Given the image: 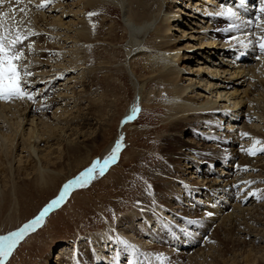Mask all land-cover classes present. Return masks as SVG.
Instances as JSON below:
<instances>
[{"label": "bare ground", "instance_id": "6f19581e", "mask_svg": "<svg viewBox=\"0 0 264 264\" xmlns=\"http://www.w3.org/2000/svg\"><path fill=\"white\" fill-rule=\"evenodd\" d=\"M235 1L53 0L47 8L36 7L41 0H31V3L22 0L19 4L16 0H5L0 4V12L22 21L23 32L31 29L39 33L25 41V58L21 61L27 63L28 70L33 73L28 90L39 93L36 103L26 99L0 101L2 197L10 193L17 200L19 182L27 183L29 178L41 185L55 182L59 166L71 158L90 156L98 133L113 119L109 112L115 102L107 100L108 94L113 92L110 88L99 92L94 78L100 69L108 73L110 63L105 61L95 66L88 61L90 45L99 38L100 30L95 18L87 13L97 11L107 3L118 5L123 13L124 28L129 34L127 57L123 63L136 89L135 100L127 115L134 104L139 106L143 102L148 83L154 82L158 90H152L146 96L169 92L166 94L165 120L169 123L170 133L163 154L165 162H160L153 171L158 183L164 181L162 187L154 182V189L160 190V197L166 200L159 203L154 200L156 191H143L134 209L124 215L125 221H120L126 230L109 225L77 251L76 246L69 250L63 246L55 248L46 264L58 260L59 264L63 261L71 264H128L129 261L133 264H168L166 258L170 256L172 263L169 264H178L182 259H187L185 264H207L209 256H215L214 261L220 256V262L228 264L229 259L220 253L225 250L206 245L207 239L190 255L187 250L173 251L176 247L186 248L195 241L192 233L196 224L190 223L191 220L187 219L183 224L187 225V237L173 238L176 232L169 239L163 235L159 237L162 231L172 228L165 218L171 214L177 216L175 205L179 209L189 205L194 211L197 206L190 199L204 204L200 223L206 225L204 228L216 225L214 238L219 235L218 231L230 235L235 230L240 234L237 236L240 240L251 236L248 229L256 231L258 224H264V204L258 203L264 193V154L252 156L241 151L242 147L251 146L253 139L264 141V55L258 53L260 59L252 58L248 52L253 49L243 48L237 40L229 39V35L235 34L247 43L246 33L259 29L226 32L223 30L230 22L245 20L239 16L230 20L207 15L219 11L221 4L235 11ZM178 5L180 7L175 10ZM20 7L25 8L24 13L19 12ZM186 16H191L193 22L191 19L185 22ZM179 25L184 27L179 28ZM110 28L113 31L114 25ZM176 30L181 31L179 35L173 33ZM29 43L33 45L32 50L27 47ZM136 57L144 63L146 76H138L132 63ZM190 62L195 64L190 66ZM140 78L143 79L141 82ZM234 85L239 88L232 91ZM107 107H111L110 110ZM242 133L250 135L242 136ZM121 135L124 136V124L117 138L105 146L101 159ZM200 138H210L213 145L199 146ZM220 140L224 146L217 148ZM207 155L213 158L208 159ZM220 157L224 158L215 161ZM222 164L232 167L222 168ZM195 169L202 171V175L195 177ZM249 191L256 192L260 198L247 195ZM255 208L258 209L253 211ZM209 212L211 216L206 214ZM137 217L139 232L134 223ZM163 222L165 228L161 227ZM191 225L193 232L189 229ZM256 237L260 238L259 235ZM215 239L218 242L219 239ZM132 248L138 249L135 256ZM151 248L158 250L150 251ZM63 249L64 252H60ZM58 251L60 253L56 254ZM161 255L166 256L163 261L157 258ZM252 256L243 258L246 264H259L264 259V252ZM236 258L234 255L232 264H239Z\"/></svg>", "mask_w": 264, "mask_h": 264}, {"label": "rangeland", "instance_id": "374dc122", "mask_svg": "<svg viewBox=\"0 0 264 264\" xmlns=\"http://www.w3.org/2000/svg\"><path fill=\"white\" fill-rule=\"evenodd\" d=\"M179 7V5L176 6L175 10ZM78 9L79 8L76 6L75 10L77 11ZM91 12L98 13V15L93 17L95 18L96 26L100 30V35L94 44L90 45V58L88 61L91 65L94 64L95 66L105 61L110 63L108 73L106 70L100 69L94 78L97 79L99 92H104L109 88L113 92L112 94H108L107 100L115 102V105L112 106V111L109 112L110 117L112 115L114 120L112 119L110 122L108 120L109 123L107 122L108 124H106L104 129L98 133L97 141L93 144L90 156L84 154L78 159L71 158L67 163H65V161L64 165L57 168L59 173L55 178V182L41 185L30 178L27 179V183L19 182L21 187L17 200L13 199L10 193L6 194L4 197H2L0 193V235L15 231L24 223L33 219L39 214L43 207L59 193L67 180L83 171L94 159L97 157L100 158L105 146L117 138L122 126L121 122L124 120L128 109H130L135 100L136 89L123 63L127 57L126 46L129 40V34L125 30L122 20L123 13L120 7L114 3L104 4L97 11ZM103 16L105 18L104 22L102 21ZM184 18L185 22L189 19L193 22L191 16H186ZM112 24L114 25L113 31H111L112 29L110 28ZM181 27L184 26L179 25V28ZM180 32L179 30L173 31L176 35H179ZM222 39L224 40L225 38L222 37ZM132 63L134 68H136L138 76L143 77L147 75V71L144 70V63L139 57L132 59ZM194 64L195 63L190 62V66ZM142 80L143 79L140 78V82ZM236 88H239V86L234 85L232 91ZM152 90H158L154 82L148 83L144 90V100L143 102L141 101L139 105L140 115L136 116L134 120L124 124V147L121 150L118 162L112 165L103 177H97L88 187L73 190L69 197H67L58 208L47 215V220L45 219L42 226L25 237L6 264H46L47 257L52 254L55 248L58 249L63 246L62 248L69 250L74 249L76 246L75 251H77L83 243L87 242L92 236L99 235L103 230L109 228V225H118L117 227L121 230H126L124 226L120 225V221L124 220L125 214L134 209V204L137 203V201L139 202L138 198L141 196L142 192L148 189H151L153 192L156 191V189H154V182L160 187L163 186L164 181L158 183L159 181L155 180L153 176V171L160 162H165L163 154L165 152L166 142L168 141L167 136L170 133L169 123L165 120V114L168 110L166 94H169V92L163 93L162 95L146 96ZM107 108L110 110L111 107ZM200 139V143L196 142L199 143V146L204 143H206V145H213L210 138H208L210 140L205 138ZM216 147L218 148L219 146L217 145ZM223 167L224 165L222 164V168ZM225 167H227V165ZM194 172L195 177L202 175V171L197 172L195 169ZM156 193L159 196L154 195L156 196L154 200L160 203L165 197H160V190H157ZM262 195L261 201H258L260 204H264V193ZM157 198L160 201L157 200ZM189 201L194 202L196 206L200 205V213L202 212L204 204H197L194 199H190ZM175 206L177 207V205ZM176 207H174L176 213L177 209L178 211L183 210L185 213L189 212V205H185L184 209ZM256 209L258 208L253 209V211H256ZM198 212L199 210H197V213L192 212L197 219L199 217ZM193 215H191V217ZM169 216L166 217L168 218ZM130 218L131 217H129V219ZM138 219L139 217L135 219L136 221H134V223L137 226L136 230L139 232L140 227ZM175 219L182 220V217H179L177 213V216L172 218V220ZM201 220L198 223H200ZM183 224H185V222ZM163 225H165L164 222L163 224L161 223V227H163ZM167 225L169 224L167 223ZM169 226L171 227L172 225ZM215 226L216 225H213L212 228L207 231V234H205L207 238L206 245L210 244L214 246L213 248L215 250L219 248L223 249V251L225 250L220 253H224L225 257L229 259L228 264H232L234 255L237 256L236 259L239 260V264H246V261L243 259H246V256H259L263 254L264 224H258L255 227L256 229H254L256 231L250 232V229H248L247 233H250L251 236L248 235L240 240L237 238L240 234L235 230L230 233V235H226L223 231H218L217 234L219 235L215 238H218V242L220 241L221 244L216 242L217 240L212 235L216 228ZM173 227L174 226H172V229ZM172 229L173 235L175 231ZM176 230L178 231V229ZM138 232L136 233L138 234ZM165 232L166 231L160 232L161 234H159V237L163 235V238L169 239L170 237H167ZM175 235L173 238L182 236L180 232H176ZM258 235L261 239H256ZM208 236L211 237V239H209ZM225 236L227 237L223 240ZM148 240L153 243L156 242V240L153 241L150 238ZM239 241L240 243H238ZM242 241H245L243 245ZM239 245L244 246V248ZM64 249L60 250V252H64ZM177 249L178 247H176L175 250ZM149 250L155 252L158 249L151 248ZM167 251L168 249H166L165 253ZM193 251L189 249L186 252H191L189 253L190 255ZM60 252L58 251L56 254ZM217 256H219V254H217ZM219 257H217V261H214L215 256H209L206 259V263L226 264V262L221 263L220 261H222V259ZM171 259V256L166 258L167 261L172 263ZM59 261L60 260L54 261L52 264H59ZM186 261L187 259L184 261L182 259V262L179 261L180 263L178 264H185ZM169 262L167 263L169 264ZM61 264H71V262L63 261ZM259 264H264V259L261 260Z\"/></svg>", "mask_w": 264, "mask_h": 264}, {"label": "snow or ice", "instance_id": "6c2138e0", "mask_svg": "<svg viewBox=\"0 0 264 264\" xmlns=\"http://www.w3.org/2000/svg\"><path fill=\"white\" fill-rule=\"evenodd\" d=\"M17 4L21 3L22 0H16ZM31 3V0H28ZM260 7L259 12L264 14V0H259ZM5 3V0H0V4ZM53 0H41L40 3L36 4L37 8H47ZM243 3V0H241ZM19 12L24 13L25 8L20 7ZM10 11L14 9L10 8ZM89 17L98 15L96 12L87 13ZM209 17H227L230 20L237 18V13L232 7L221 4L220 10L215 13H207ZM11 21V23H10ZM22 21H17L15 16H10L9 13L0 12V101L11 102L14 100H28L32 103H36V98L39 95L35 90L29 91L30 80L33 73L28 70L27 63H21L25 58L24 44L29 37L37 36L39 33L28 29L27 32L21 30L20 24ZM93 28L95 25L93 24ZM245 29L250 28L259 29L256 31H248L246 33L247 43L244 40L233 36L232 39L237 42L243 48H251L254 51H258L260 55H264V19L260 15L255 17V21L247 20L241 21L240 23H229L228 27L223 31L231 32L234 29ZM29 50H32L33 45L29 43L27 45ZM260 55L256 56V59H260ZM41 107H47V105H41ZM140 108L138 104H134L131 108L130 114L127 115L122 124L128 123L136 118ZM242 136H249V133H242ZM124 136L121 135L114 143L111 151L103 157V159L97 157L92 161L90 166L86 167L83 171L79 172L75 177L65 182L56 195L50 202H48L43 209L33 219L27 221L22 226L17 228L15 231H10L5 235H0V264H6V262L12 257L14 251L18 245L25 239V237L36 231V229L43 225L45 217L54 209L58 208L69 195L75 189H83L88 187L97 177H103L108 169L116 164L120 158L121 150L124 147ZM241 151H245L248 155L255 156L257 154H264V141L260 139H253V143L247 149L241 148ZM252 183V182H247ZM249 196H257L254 191L247 193ZM259 199L260 197L257 196ZM211 216L212 213H206ZM195 223V221H190ZM127 244V241H123ZM131 247V246H129ZM132 252L135 254L138 249L132 248ZM160 260L165 258L161 255L157 257ZM128 264H133V261H129Z\"/></svg>", "mask_w": 264, "mask_h": 264}]
</instances>
